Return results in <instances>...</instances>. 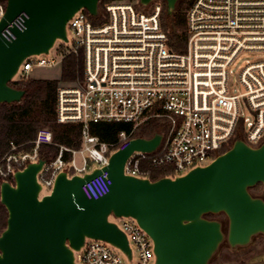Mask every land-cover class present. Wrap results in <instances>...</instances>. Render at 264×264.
<instances>
[{"label": "built area", "instance_id": "1", "mask_svg": "<svg viewBox=\"0 0 264 264\" xmlns=\"http://www.w3.org/2000/svg\"><path fill=\"white\" fill-rule=\"evenodd\" d=\"M162 11V3L147 13L134 1L122 0L99 11L98 24L84 9L69 21L72 45L69 51L59 49V67L74 55L82 58L83 74L71 85H60L57 120L82 124V146L61 147L57 159L45 163L38 175L40 196L46 188L53 189L62 171L69 177L84 176L93 170L91 163L106 167L111 155L138 138L135 133L152 119L164 121L156 131L162 134L161 143L151 153L134 152L125 164L126 175L150 179L151 168L168 167L169 177L176 178L209 165L237 140L252 148L264 143V0H195L187 11L185 52L170 49ZM4 12L0 3V18ZM28 18L21 13L2 35L14 41V28L25 30ZM49 54L26 59L17 80L30 78L35 69L55 68L56 60L43 58ZM245 56L253 60L236 73V63ZM114 122L131 124L133 129L120 133L111 144L91 134V124ZM53 142L51 130L39 129L31 152H12L0 159V176L8 181L18 170L38 162L40 147ZM65 152L72 153L70 162L64 161ZM77 155L82 156V167L76 164ZM111 185L103 172L79 193L84 200H98ZM119 227L128 238L132 258L110 243L87 239L75 252V262L131 264L137 256L135 264H155L153 241L137 221L125 218Z\"/></svg>", "mask_w": 264, "mask_h": 264}, {"label": "water", "instance_id": "2", "mask_svg": "<svg viewBox=\"0 0 264 264\" xmlns=\"http://www.w3.org/2000/svg\"><path fill=\"white\" fill-rule=\"evenodd\" d=\"M101 0H7L0 18V103L20 102L25 95L11 86L23 62L31 56L49 54L57 41L68 43L67 26L80 10L99 14ZM154 0H140L148 6ZM172 15L178 0H165ZM28 15L26 28H14L9 42L3 30L17 16ZM162 134L135 138L123 144L103 169L69 177L62 171L49 194L40 196L38 175L45 161L30 163L14 174V183L4 181L1 203L8 211L7 227L0 235V264H77L87 239L100 240L132 251L124 231L112 218H132L154 244L155 264H209L222 243L244 247L264 234V198L250 189L264 188V143L252 148L242 140L212 163L186 175L158 180L125 174V164L134 152L155 151ZM107 172L110 192L98 200H84L79 189ZM225 214L223 223L206 216Z\"/></svg>", "mask_w": 264, "mask_h": 264}, {"label": "trees", "instance_id": "3", "mask_svg": "<svg viewBox=\"0 0 264 264\" xmlns=\"http://www.w3.org/2000/svg\"><path fill=\"white\" fill-rule=\"evenodd\" d=\"M122 0H101L100 12L109 3ZM195 0H178L176 10L172 15L167 14L165 0H162L163 11L161 24L168 36L170 49L176 52H185L188 41L187 31V11ZM5 7L7 0H0ZM96 24L100 23L101 16L93 18ZM83 74V61L74 55L67 56L63 63L59 78L38 79L27 78L14 80L11 86L25 92L20 102L0 103V159L9 153L31 152L34 148V140L37 132L41 128H47L53 133V144L42 145L39 149V158L46 163L57 159L61 147L72 150H79L82 146V124L81 123H59L57 120V97L62 83L75 82ZM164 125L162 119H152L147 121L135 133V137L151 138L157 129ZM133 129L127 123H97L91 124L90 130L93 136L98 137L104 143H115L122 132L130 133ZM16 148L13 150V148ZM63 159L65 162L72 160V153L65 152ZM168 167L151 168L150 179L155 181L164 177H169ZM9 182L14 183V178L10 177ZM4 182L0 176V235L7 227L8 211L1 203V186ZM263 187L262 184L250 189ZM253 194V193H252ZM255 197L264 198V192ZM211 219L212 214L206 216Z\"/></svg>", "mask_w": 264, "mask_h": 264}, {"label": "rangeland", "instance_id": "4", "mask_svg": "<svg viewBox=\"0 0 264 264\" xmlns=\"http://www.w3.org/2000/svg\"><path fill=\"white\" fill-rule=\"evenodd\" d=\"M130 1H134L138 5V8L140 10L145 11L147 13H150L152 11V8L154 7L155 4L162 3V0H154L153 2H151L150 5L143 6L140 4V0H130ZM100 10L101 9L99 4V11ZM68 35L71 42L64 43L61 41H57L51 53L49 55L43 56V58L47 60H56L57 66L53 69H49V68L35 69V71L32 73L30 78L37 77V78H45V79L47 78L55 79L60 77L62 67H59V64L61 62L59 49L62 48L65 51H69L71 49L73 35L70 30L68 31ZM252 60H253L252 56H245L243 58H240L235 65L234 68L235 72L236 73L239 72L242 69V67L246 65L247 61H252ZM19 77L20 76L17 75L15 80H17ZM66 85H71V83ZM161 128L162 127L157 129V131L160 130ZM76 164L78 167L83 166V160L81 155L76 156ZM96 166L97 164L91 163V165L89 166V170L94 169ZM68 170L72 172V165L68 166ZM50 192L51 190L46 188L43 193L47 194ZM260 192L261 193L264 192L263 187H260L259 189H254L251 193L259 195ZM211 219L222 222L224 226V231L225 233H227L229 222L225 214L223 213L212 214ZM112 220L115 221L119 226L123 227L125 218H112ZM136 262H137V256L135 258V261L132 262L131 264H135ZM209 264H264V234H259L253 237L251 243L244 247L232 248L227 242V240H225L220 246L217 253L213 256Z\"/></svg>", "mask_w": 264, "mask_h": 264}, {"label": "crops", "instance_id": "5", "mask_svg": "<svg viewBox=\"0 0 264 264\" xmlns=\"http://www.w3.org/2000/svg\"><path fill=\"white\" fill-rule=\"evenodd\" d=\"M37 78V77H36ZM38 79H45V78H38ZM47 79H50V78H47Z\"/></svg>", "mask_w": 264, "mask_h": 264}]
</instances>
